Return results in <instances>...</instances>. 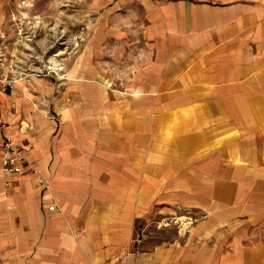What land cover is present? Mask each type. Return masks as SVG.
Returning a JSON list of instances; mask_svg holds the SVG:
<instances>
[{"label": "crops", "instance_id": "crops-1", "mask_svg": "<svg viewBox=\"0 0 264 264\" xmlns=\"http://www.w3.org/2000/svg\"><path fill=\"white\" fill-rule=\"evenodd\" d=\"M79 1L61 80L0 91V264H264V0Z\"/></svg>", "mask_w": 264, "mask_h": 264}, {"label": "rangeland", "instance_id": "rangeland-1", "mask_svg": "<svg viewBox=\"0 0 264 264\" xmlns=\"http://www.w3.org/2000/svg\"><path fill=\"white\" fill-rule=\"evenodd\" d=\"M1 9L4 12L0 18V44L7 55H15L18 61H22L19 56L33 57V62L26 66L30 72L17 84L25 80L33 87L35 79L43 77L35 76V72L49 66L53 68L49 76L61 80L68 62L79 55L83 45L91 43L90 32L96 20L90 14L86 18L79 14L84 10L79 0H0ZM169 222L172 224L152 227L157 241H173L180 228L183 234L188 232L187 221Z\"/></svg>", "mask_w": 264, "mask_h": 264}, {"label": "built area", "instance_id": "built-area-1", "mask_svg": "<svg viewBox=\"0 0 264 264\" xmlns=\"http://www.w3.org/2000/svg\"><path fill=\"white\" fill-rule=\"evenodd\" d=\"M27 35V34H25ZM24 36V35H23ZM26 40L29 39L26 37ZM30 50V49H28ZM31 51V50H30ZM33 53V52H32ZM22 61H18L15 55L8 56L5 48L0 44V91H11L13 90L17 82L22 79L23 76H27V73L30 72L29 62H33V57L30 54L22 57H18ZM39 60V59H38ZM26 67V68H24ZM41 68H39L40 70ZM47 73H43V72ZM53 68L49 66L47 69H41L40 72H35V76H45L51 75ZM57 74V73H56ZM4 127V123L0 118V132ZM1 138V147L3 148V158H2V170L4 173H21L22 167L28 165L26 155L22 147L15 146L13 144V139L8 136H0ZM39 182L47 189V183L39 178ZM55 207H49V211H54Z\"/></svg>", "mask_w": 264, "mask_h": 264}]
</instances>
